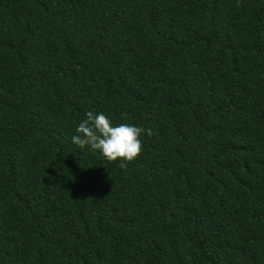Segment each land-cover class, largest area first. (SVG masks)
<instances>
[{"label": "trees", "instance_id": "1", "mask_svg": "<svg viewBox=\"0 0 264 264\" xmlns=\"http://www.w3.org/2000/svg\"><path fill=\"white\" fill-rule=\"evenodd\" d=\"M0 264H264V0H0Z\"/></svg>", "mask_w": 264, "mask_h": 264}, {"label": "clouds", "instance_id": "2", "mask_svg": "<svg viewBox=\"0 0 264 264\" xmlns=\"http://www.w3.org/2000/svg\"><path fill=\"white\" fill-rule=\"evenodd\" d=\"M71 140L80 149L90 147L99 151L108 161L135 160L143 151L142 135H152L151 128L137 126L132 123H121L114 126L112 121L104 113H86L75 129ZM119 167L125 169L126 163H120Z\"/></svg>", "mask_w": 264, "mask_h": 264}]
</instances>
